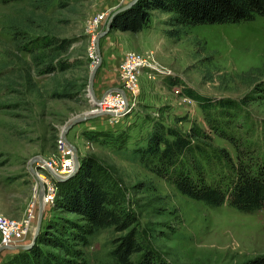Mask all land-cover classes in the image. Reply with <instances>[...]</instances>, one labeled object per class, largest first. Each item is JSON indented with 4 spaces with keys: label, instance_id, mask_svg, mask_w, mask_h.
Here are the masks:
<instances>
[{
    "label": "rangeland",
    "instance_id": "374dc122",
    "mask_svg": "<svg viewBox=\"0 0 264 264\" xmlns=\"http://www.w3.org/2000/svg\"><path fill=\"white\" fill-rule=\"evenodd\" d=\"M129 1L0 0V214L21 220L31 204L36 210L30 233L16 244L31 241L38 215L40 184L29 169L30 161H59L57 141L64 125L92 107L88 83L98 59L95 38L112 12ZM169 17L171 13L154 10L141 30L110 29L101 37L102 60L93 85L97 97L106 88H123L117 71L126 51L143 56L152 51L160 69L139 72L137 91L128 95L132 105L119 119L95 116L78 122L66 134L80 163L93 165L108 192L105 206L114 211L119 224L96 228L81 244L73 238L85 222L83 217L66 211L57 201L45 207L37 235L43 238L40 246L45 252L73 259L65 254L69 247L79 251L86 264H120L112 251L133 231L143 251L162 264H239L264 255V210L244 212L227 201L210 206L187 197L147 170L136 152L155 123L180 132L197 124L207 133L200 144L207 160L199 156L206 176L224 185L229 162L220 149L233 163L237 152L227 138L209 132L202 109L188 95L192 91L203 102H233L236 107L213 104L212 117L254 167L264 162V84L256 88L264 80V16L237 23L197 24L178 37L167 33ZM45 34L63 40L66 47L53 53L55 58L35 65L32 55L17 47L27 35ZM35 50L37 55L43 51ZM56 61H62L61 65ZM45 63L55 69L43 72ZM252 68L261 70L259 81L254 82L259 72L252 73L254 79L240 76ZM66 88L69 98L62 97ZM35 163L38 160L32 162L33 168L48 176ZM14 253L2 250L0 264ZM142 254L132 253L128 264H135Z\"/></svg>",
    "mask_w": 264,
    "mask_h": 264
},
{
    "label": "trees",
    "instance_id": "16d2710c",
    "mask_svg": "<svg viewBox=\"0 0 264 264\" xmlns=\"http://www.w3.org/2000/svg\"><path fill=\"white\" fill-rule=\"evenodd\" d=\"M154 10L171 13V17L166 20V24L169 25L167 33L171 37H178L185 28L197 24L237 23L252 20L255 16H264V0H137L131 7L113 17L110 29L137 32L147 26ZM25 39V43L17 47V50L29 52L32 55L31 59L37 62L35 65L44 63L45 59L55 58L53 53L66 47L63 40L47 34L34 38L27 35ZM39 48L43 49L39 52L41 54H34L35 49ZM56 62L60 65L62 63ZM51 63L43 64L44 68L41 70L48 72L55 69ZM255 72H259L254 77L257 78L254 81L256 82L260 79L259 68H252L240 76L254 79L252 73ZM30 76L28 75L27 81L32 83ZM261 82L264 84V80L259 81L256 88L263 85ZM68 90L66 88L62 97H70ZM188 95L195 99L202 109L209 132L227 138L235 147L237 152L235 163L224 149H220L221 157L229 162L224 185L218 181H211L206 176L199 156L207 160L204 157L206 151L200 146L207 133L197 124H192L186 131L180 132L175 128L155 123L145 145L136 150L139 162L158 177L168 180L181 194L210 206H219L227 201L228 205L244 212L264 210V162H258L254 167L248 158L240 154L238 145L232 141L233 137L224 134L210 111V107L214 105L236 107L235 104L223 99L203 102L204 99L197 94L193 95L192 91ZM97 177L92 164L81 162L74 175L56 182L57 196L54 204L60 201L63 209L79 214L85 221L79 226L78 236L76 234L73 238L81 244L87 242L86 237L96 228L118 225L120 222L114 211L106 208L108 192ZM42 240L39 235L29 249L14 250L16 253L6 264H86L80 257V252L70 250L69 247L65 248V254L75 257L73 259H61L51 252H45L40 246ZM53 244L62 246L54 240ZM139 251L143 254L135 264H162L161 261L157 263L156 258L148 250L143 251L133 231H129L120 239L112 255L118 263L128 264L131 254ZM239 264H264V255Z\"/></svg>",
    "mask_w": 264,
    "mask_h": 264
},
{
    "label": "built area",
    "instance_id": "2783aa9c",
    "mask_svg": "<svg viewBox=\"0 0 264 264\" xmlns=\"http://www.w3.org/2000/svg\"><path fill=\"white\" fill-rule=\"evenodd\" d=\"M153 52L149 51L146 55H140L134 51H126L122 56L118 65V76L123 81V88H113L106 90L101 96L102 98L92 104L91 111H97L103 113L102 116L108 119H119L124 115L132 103L129 100V96L137 91L138 87V74L143 69H151L153 72H157L160 68L155 64ZM155 73H153L154 75ZM90 97V96H89ZM91 98V97H90ZM91 102V99H90ZM95 113V112H94ZM58 152L60 159L57 163H50L48 161L41 160L36 165L42 166V170L46 171L48 176L44 173H40L39 170L35 169L34 179L36 184H41L40 190L43 193L44 211L43 217L45 216V207H51L55 203L57 196V185L56 180L50 173L57 174L60 177H66L74 171L75 161L72 148L67 142L60 136L58 139ZM80 163V162H79ZM36 210L34 205L28 211L27 216L21 220H15L6 218L0 214V236L1 244L6 246L18 245L15 242L20 239H25L30 228L32 226L33 219L36 218ZM24 244L27 242H23ZM21 243V244H23Z\"/></svg>",
    "mask_w": 264,
    "mask_h": 264
},
{
    "label": "water",
    "instance_id": "95a60500",
    "mask_svg": "<svg viewBox=\"0 0 264 264\" xmlns=\"http://www.w3.org/2000/svg\"><path fill=\"white\" fill-rule=\"evenodd\" d=\"M137 0H131L129 1L127 4H125L124 6L116 9L114 12H112V14L109 16L107 22H106V25H105V29L101 32H99L95 38V47H96V50H97V54H98V59L96 61V63L94 64V66L92 67L91 69V72H90V75H89V83H88V93L90 95V97L92 99L94 98H97L96 94H95V91H94V77H95V73L97 71V68L99 67L100 63H101V60H102V56H101V52H100V47H99V41L101 39V37L103 35H105L111 28V22H112V19L113 17L131 7V5H133ZM110 89H113V88H110ZM108 89V90H110ZM116 89H119V88H116ZM102 98V96H100L98 99L100 100ZM97 102V101H96ZM95 104V103H93ZM90 112H84L82 114H79L75 117H73L66 125H64L62 131H61V137L67 142V144L72 148L73 150V154H74V161H75V168H74V171L72 172V174L66 176V177H60L58 176L57 174L55 173H52L50 171V173L53 175V177L55 178L56 181L58 182H61V181H64L66 179H68L69 177H71L72 175H74L79 166H80V163H79V159H78V155H77V149L75 148L74 145H72L66 138V134L67 132L75 125L77 124L78 122H81V121H86V120H90L92 118H94L95 116H100L102 115L103 113L101 112H92L91 110H89ZM35 160H40L39 158H33L31 161H30V165H29V169L31 170V173L33 175H36L35 174V169L33 168L32 166V162H34ZM41 184H40V188H41ZM38 206H37V210H38V215H37V220H36V225H35V229H34V233H33V237L31 239V241L29 243H25V244H18V245H14V246H6V245H3V244H0V252L4 249H9V250H17V249H20V250H25V249H29L34 243H35V239L41 229V226H42V221H43V211H44V202H43V193L42 191L40 190L39 191V194H38Z\"/></svg>",
    "mask_w": 264,
    "mask_h": 264
},
{
    "label": "bare ground",
    "instance_id": "6f19581e",
    "mask_svg": "<svg viewBox=\"0 0 264 264\" xmlns=\"http://www.w3.org/2000/svg\"><path fill=\"white\" fill-rule=\"evenodd\" d=\"M99 97H97V98H94V99H92L91 98V104H93V103H96V101L98 102L99 101V99H98ZM88 112H90V111H88ZM95 113L97 112V111H94ZM98 117V116H97ZM41 161V159L40 160H38V162H40ZM37 214H38V210H37ZM5 250V249H4Z\"/></svg>",
    "mask_w": 264,
    "mask_h": 264
},
{
    "label": "crops",
    "instance_id": "0c3cea01",
    "mask_svg": "<svg viewBox=\"0 0 264 264\" xmlns=\"http://www.w3.org/2000/svg\"><path fill=\"white\" fill-rule=\"evenodd\" d=\"M109 88H111V87H109ZM109 88H106V90H108Z\"/></svg>",
    "mask_w": 264,
    "mask_h": 264
}]
</instances>
